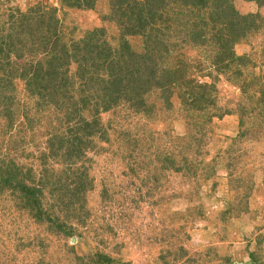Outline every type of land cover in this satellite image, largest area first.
<instances>
[{
  "label": "rangeland",
  "instance_id": "obj_1",
  "mask_svg": "<svg viewBox=\"0 0 264 264\" xmlns=\"http://www.w3.org/2000/svg\"><path fill=\"white\" fill-rule=\"evenodd\" d=\"M117 3L98 0L94 10H85L64 7L59 0H0V26L8 20L9 8L25 13L38 5L56 7L62 25L59 32L69 48L103 28L105 34L100 36L113 48L128 41L134 53L152 51L155 32L124 37L126 19L121 28ZM231 3L240 14L255 15L259 28L234 48L236 55L249 56L250 63L234 64L226 74L212 64V41H189L194 31L201 29L206 37L219 34L224 27L220 21H211L215 19L212 2L201 10L186 8L189 12L180 15L172 11V4L164 11L167 21L157 24L178 45L179 53L174 57L172 52L170 62L160 61L161 65L184 67L186 78L197 85L215 86L217 106L206 113L214 115L211 122L199 111H189L178 96L171 98L173 108L166 110L161 107L164 101L159 91L145 98L147 105L155 104L150 114L137 115L122 106L103 113L102 123L132 133L138 152L125 159L127 148L114 131L110 135L113 143L96 138L104 150L89 152L77 164L87 170V182L94 185L80 202L74 198L77 211L68 213L57 207L50 186L44 189L45 209L48 203L55 212L52 217L59 219L56 232L32 219L11 198L1 202L0 264H31L33 246L40 240L50 246L52 260L64 258L65 264L71 247L77 248L84 264H264V89H260L264 85V0ZM167 22H172L170 29ZM236 68L241 71L238 79L233 78ZM245 82L250 84L244 87ZM14 84L20 104L28 106L29 117L18 105L12 107L17 118L10 129L11 121L0 116V158L10 150L24 169L32 167L34 173H41V163L34 157L47 150L48 112H39L36 98L20 80ZM219 114L223 117L218 118ZM159 147L178 158L174 169L167 170L158 160ZM186 162H190L189 169L177 170ZM47 163L45 171L55 178L66 169L65 161ZM50 166L53 169L48 170ZM193 171L196 176L190 177ZM76 193L74 197L82 196ZM87 213L84 227L72 217Z\"/></svg>",
  "mask_w": 264,
  "mask_h": 264
},
{
  "label": "trees",
  "instance_id": "obj_2",
  "mask_svg": "<svg viewBox=\"0 0 264 264\" xmlns=\"http://www.w3.org/2000/svg\"><path fill=\"white\" fill-rule=\"evenodd\" d=\"M59 1L64 7L94 10L98 0ZM114 1L118 2L116 14L120 15L121 28L122 20L126 19L127 28H122L126 29L124 37L155 32L156 37L152 36L155 41L152 51L134 53L128 41L113 48L105 37L100 36L105 34L103 28L91 31L86 38L74 41L69 48L59 32L62 25L56 16V7L44 8L38 5L25 13L9 8L8 20L0 26V116L11 121L10 129L17 118V113L11 111L12 107L18 105L19 109L23 108L26 117H29V113H26L29 111L28 106L21 105L16 94L15 80H20L25 91L36 98L35 106L39 112H48L45 133L48 136L47 150L34 157L41 163L42 172L34 173L32 167L24 169L9 150L8 155L0 158V206L7 198H11L19 209L27 210L31 218L42 226L49 225L51 231H55L56 220L59 219L52 217L55 212L48 203V209H45L43 200L47 197L43 194L44 189L50 186L49 191L52 198H55L57 207L68 213L77 211V200L80 202L87 194L86 191L94 188L92 181L87 182V170L79 168L77 164L88 158L89 152L104 150L95 143L96 138L102 143H113L110 135L114 131L112 134L118 135L127 148L125 159L130 160L132 153L138 152L137 140L132 133L113 126L112 123H102L100 116L103 113L122 106L137 115L150 114L155 110V104L147 105L145 98L151 92L159 91L163 96L161 101H164L161 107L166 110L173 108L171 98L178 96L188 105L189 111H199L202 118L211 122L214 115L206 113L217 106L215 86L197 85L192 78H186L184 67H175L172 63L161 65L164 61H169L172 52L174 57L179 54L175 48L178 45L163 33L164 29L157 27L162 19L163 22L167 21L164 11L172 4L175 5L172 11L176 10L177 15L186 11V8L201 10L211 2L215 5V19L211 21L223 24L219 34L204 37L199 29L194 31L189 41L198 42L204 38L215 44L212 64L219 72L226 74L231 72L234 64L238 63L243 67L250 63L249 56L236 55L234 48L238 41L259 28L256 16L240 14L231 0H112ZM171 23L167 22L168 29L171 28ZM194 26L199 28V25ZM235 70L236 76L233 78L238 79L241 71L237 68ZM249 84L250 82H245L244 87ZM260 89H264L263 84ZM217 117L222 118L223 114ZM159 149L161 151L157 158L163 163V167L166 165L167 170L174 169L178 158L162 147ZM186 158L185 161H188ZM51 159L65 161L66 164V169L56 178L53 173L45 171L46 164ZM189 163L186 162L184 167L177 170L189 169ZM32 164H36L35 160ZM49 168L51 170L53 166ZM195 176V171L190 173V177ZM76 191L82 193V196L74 197ZM72 217L84 227L89 214H85V217L74 214ZM67 218L70 219L69 214ZM41 242L43 240L33 246L35 257L31 264H65L62 262L64 258L52 260L50 246ZM75 248H70L71 252L67 254L69 259L65 261L68 264H84ZM100 258L105 257L100 255ZM12 262L15 264V261Z\"/></svg>",
  "mask_w": 264,
  "mask_h": 264
}]
</instances>
